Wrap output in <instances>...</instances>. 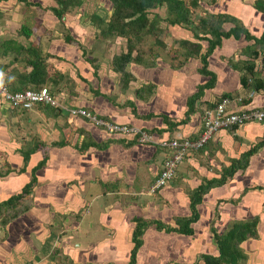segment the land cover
<instances>
[{"label":"crops","instance_id":"obj_1","mask_svg":"<svg viewBox=\"0 0 264 264\" xmlns=\"http://www.w3.org/2000/svg\"><path fill=\"white\" fill-rule=\"evenodd\" d=\"M27 1L39 6L23 0H0V62L5 61L0 80L4 77L13 82L21 73L31 71L26 53L5 54V42L12 41V48L21 44L49 54L48 64L53 69L46 86L60 108L10 109L0 101V203L20 192L32 180L33 169L48 158L36 174L38 184L30 197L31 209L5 228L0 217V264L13 263L14 250L37 263L60 264L48 258L56 246L46 247L49 251L45 253L39 235L50 237L62 229L65 235L61 245L67 252L63 264H126L133 247L135 218L161 219L177 226L178 218L192 215V190L204 180L219 179L232 161L264 142V122L220 131L205 149L186 158L171 185L154 193L149 190L171 151L161 146L162 140H194L203 130L204 113L225 98L237 112L264 109V6L259 7L258 0H205L198 17L210 13L238 20L240 37L223 39L205 68L199 57L174 65L160 53L150 64L131 63L127 70L133 80L123 91L116 83L121 74L110 66L103 68L110 64V58L97 65L94 75L95 60H87L81 47L87 45L92 51L88 54L95 55L97 40L100 51L101 46L114 45L116 40L118 44V39L121 43L125 38H97L100 30L95 28V21L85 19L83 8L75 16L69 13L60 20L48 10L57 7L56 0ZM105 8L109 11L110 7ZM163 24L165 29L168 24ZM23 26L31 31L29 36ZM168 26L174 40L201 44V54L207 53V41L196 40L189 29ZM234 27L233 21L224 24L225 31ZM166 36L164 41L171 46V37ZM67 37L76 42L68 43ZM123 53H127V43L119 55ZM205 70L212 75H206ZM201 90L202 96L194 100V111L189 113L188 100ZM75 109H84L107 123L130 127L137 134L145 132L152 141L143 142L137 134H110L86 118L71 115ZM26 129L32 134L30 140ZM46 136L49 142L44 141ZM33 138L40 144L26 164L25 157L35 145L29 142ZM197 207L200 218L192 224L193 235L167 233L149 225L141 236L136 264H204L201 254L219 253L215 233L222 234L231 220L254 218L259 221L258 237L241 246L248 264H264V144L245 171H239L224 186L211 189ZM88 224L96 236L87 233ZM60 225L66 229H59ZM31 235L37 238L33 240Z\"/></svg>","mask_w":264,"mask_h":264},{"label":"trees","instance_id":"obj_2","mask_svg":"<svg viewBox=\"0 0 264 264\" xmlns=\"http://www.w3.org/2000/svg\"><path fill=\"white\" fill-rule=\"evenodd\" d=\"M23 1H25L27 5L39 6L33 5L27 0ZM211 1L215 2L216 0ZM56 2L57 7H52L48 10L62 20L63 17L75 7L82 6L85 0H56ZM110 2L114 7L112 19L106 23L103 18L96 16V18H98V23H96L97 28L100 30V34L97 38L101 37L102 40H107L118 36L127 39V53L115 56L112 61L113 70L121 74V88L123 91L128 89L130 82L133 80L132 74L127 70L128 66L131 63L141 65L150 64L155 61L159 54L155 49L156 45L169 51L168 54L172 63L175 62L177 65H182L184 62H187L189 58L199 57L205 68L208 64V58L217 47L222 45L223 39H229L233 36L239 38L242 33V27L241 24L238 23V20L231 19L227 15H207L199 18L198 15L201 13L200 11L203 10L201 5L205 0H110ZM257 5L262 7L264 6V2L258 0ZM160 8L166 10L165 17H162L158 13L151 12L152 10ZM229 21H233L235 27L229 31H225L224 24ZM163 22H166L170 26H180L189 29L194 33L196 40L207 41L209 44L207 53L201 54L203 50L201 44L186 40H174L171 44L172 47H169L166 42H163L164 38L162 40L164 31L161 25ZM23 31H25L28 36L31 34L30 30H25V26H23ZM148 35H154L156 37L155 44L152 46L143 43L145 36ZM66 41L68 43L76 42L71 37H67ZM9 42L3 44L6 50L5 54L14 51L17 55L21 56L26 53L24 58L31 67V71L21 73L13 82L5 78L0 81L6 82L13 91L25 90L31 87L37 90L46 86L48 73L51 74L53 69L52 65L48 64V58H50L51 55L47 54L45 56L42 53H38L35 49L19 43L18 49L12 48L13 45L11 44L13 42L11 41V44ZM140 44H146V47H140ZM134 53H136V56L133 55ZM181 58L183 60H181ZM93 68L95 69L94 75H97L99 67L94 65ZM205 73L206 75H212L206 70ZM99 94L100 92L96 91L95 95L98 96ZM197 95L198 96H194L188 100L189 113L194 111V100L202 96V90ZM42 108H45V106ZM150 116L151 115H147L146 117ZM163 118L167 121L166 117L163 116ZM38 144L40 143L37 142L31 147L32 149L30 148V153L25 157L26 164L29 162L30 156L37 150ZM263 144L264 142L243 154L240 159L232 161L230 167L223 169L219 179L204 180L203 184L198 189L192 190L190 192L192 215L190 217L178 218L177 226L164 223L161 219L145 220L143 218H135L134 221L136 222V226L132 234L133 247L130 250L129 260L126 264H136V255L138 249L142 245L141 236L151 224H155L158 229L167 233L176 232L193 235L194 228L192 224L200 218L197 206L202 203L204 195L211 189L224 186L228 180L232 179L239 171H245L249 167L251 157L258 152ZM94 146L96 147L97 145ZM203 149H205V147L196 152H200ZM196 152L186 155L180 166L185 162L187 157ZM47 161L48 158L46 157L33 169L32 180L26 186L22 187L20 192L11 195L9 199L0 203V217H2L4 224L10 223L11 220L31 209L30 197L38 184L36 174L40 169L45 167ZM258 222V218L246 221H235L230 227L228 226L222 234L215 233L213 238L217 245L218 255L201 254L200 259L204 261V264H243L247 259V255L241 245L248 239L258 237Z\"/></svg>","mask_w":264,"mask_h":264},{"label":"built area","instance_id":"obj_3","mask_svg":"<svg viewBox=\"0 0 264 264\" xmlns=\"http://www.w3.org/2000/svg\"><path fill=\"white\" fill-rule=\"evenodd\" d=\"M47 87L41 89H25L13 91L6 82L0 81V101L7 103L10 108H21L31 110L36 106H49L60 108L59 102L50 93ZM242 99H238L240 102ZM230 106V107H229ZM73 116H80L93 122L98 127H103L113 135H136V131L127 126H118L107 123L99 118L92 116L84 109L70 111ZM264 122V109L260 110H240L239 112L231 109L229 99L221 100L212 111H206L203 115V130L199 137L194 140L187 138H177L174 140H162L161 146L171 150L166 158L163 167L155 182L150 187V192L154 193L171 185L175 180L180 164L186 155L196 152L206 147L214 139L215 135L224 130H229L234 126H241L250 123ZM141 140L152 141V136L143 132Z\"/></svg>","mask_w":264,"mask_h":264},{"label":"rangeland","instance_id":"obj_4","mask_svg":"<svg viewBox=\"0 0 264 264\" xmlns=\"http://www.w3.org/2000/svg\"><path fill=\"white\" fill-rule=\"evenodd\" d=\"M110 2V1H109ZM111 3V2H110ZM105 5L106 6H108V7H110L109 8V11L105 8ZM83 8V9H82ZM83 10V13H85L84 15V17H85V19H87V20H92L93 22L95 21L96 23H98V18H96V16H98V17H100V18H103L104 19V21H107V19H112V15H113V13H114V8H113V4L111 3L110 5L108 4L107 5V2H106V0H91V2H90V0L87 2V6L86 5H84V3H83V5L82 6H80V7H75L73 10H71L69 13H71V15H72V17L73 16H75L76 14H78L77 12H78V10ZM111 12V13H110ZM152 13H158L159 15H161L162 17H165L166 16V10L164 9V8H160V9H155V10H152L151 11ZM69 13H67V14H69ZM95 15V16H94ZM209 15H211L210 13H208V16ZM152 16V15H151ZM200 18V17H199ZM109 20V21H110ZM108 21V22H109ZM96 23H94V25H95V28L96 29H98L97 27H96ZM107 23V22H106ZM163 24V23H162ZM163 25H165V24H163ZM163 31H164V34H162V40H163V38H165V40L167 39V36L166 35H169V37H171V39L169 40V43L170 44H172L173 43V41L172 40H174L173 38H172V31H170V28H169V26L167 25V27L164 29L163 28ZM117 37L115 36V38L113 39V40H115ZM155 36L154 35H148V36H145V38H144V41H143V43H146L147 45H149V46H152V45H154L155 44ZM117 41V40H116ZM114 42L113 44L114 45H109V44H106V45H103V46H101V47H104L102 50H100V51H98V44L99 43H101L100 41H96L97 42V44L95 43L94 44V46L93 47H95V50L97 51V52H95V55H92V53H91V55L90 54H88V53H90V52H92L91 51V49H87V45L85 46V45H82V46H84V47H81V49L85 52V56H86V58H87V60H90V61H92L93 62V60H95V63H96V65H100V64H102L103 63V59H108V58H110L109 59V61H110V64H108V63H105V66L103 65V68L105 69V68H108L109 66V68L110 69H112L113 70V64H112V62H111V60H112V57L114 56V55H119L120 53H121V51L123 52L124 50H125V47H126V38L124 39V40H121V43H120V40L118 39V44H117V42ZM113 42V41H112ZM163 42H165V41H163ZM146 44L145 45H143V44H140V47H142V46H145L146 47ZM121 46V48H120V46ZM169 47H172V46H170L169 44H167ZM72 46V45H71ZM73 46H74V48H77V45L76 44H73ZM91 47V45L89 44V46H88V48H90ZM101 47H100V49H101ZM177 47V46H176ZM162 56H164L165 57V59H167L168 61H170V57H169V55L167 54V52H168V50L167 49H165V48H163V47H159L158 45H156V48H155ZM79 51V53H81L80 52V50H78ZM100 52V53H99ZM97 53V54H96ZM94 58H96V59H94ZM5 61H1L0 62V67L3 65V63H4ZM179 63V62H178ZM171 64H172V62H171ZM174 65H175V63H173ZM95 65V64H94ZM2 78H4V77H2ZM120 78V81H117L116 80V83L117 82H119V89H120V87H121V76L119 77ZM115 79V78H114ZM44 87H47L50 91H51V88L49 87V86H44ZM32 88V87H31ZM10 108V107H9ZM11 109V108H10ZM13 109H18V108H13ZM21 109V108H20ZM4 110V109H3ZM26 110H28V109H26ZM10 111V110H9ZM14 112L15 113H19V114H22V112H20V111H16V110H14ZM90 113V112H89ZM91 114V113H90ZM92 116H94L93 114H91ZM23 116V115H22ZM24 116H26V115H24ZM23 116V117H24ZM96 117V116H95ZM26 133H27V135H28V140H30L31 138H32V134L30 133V130H27L26 129ZM111 134V133H110ZM49 136V135H48ZM44 139V141L45 142H49L48 140H49V137H43ZM48 139V140H47ZM29 142H31L32 144H34V143H37L38 142V139H35V138H33L31 141H29ZM87 221V220H86ZM233 222H235L234 220H231V221H229V223H228V226L230 227L232 224H233ZM9 223H7V224H1L2 226H3V228H5V227H7V225H8ZM87 225V222H85V224H84V226H86ZM63 225H60V227H59V229L61 228H65V226H63ZM91 226V224L89 225L88 224V228H86L87 229V233H89V235L90 236H93V235H95L96 236V230H94V228L92 227H90ZM57 226H55V228H56ZM66 229V228H65ZM55 230H57V229H55ZM63 230V229H62ZM62 230H59V231H56V233H52V235L50 236V237H47V236H43L42 234L41 235H39L40 236V238H41V240H43L44 241V251H45V253H46V250H48L49 251V249H47L49 246H51V245H53L54 244V246H56V247H54L53 249H51V251H49L50 253H49V255H48V258L50 259V258H54V259H57L58 260V262L61 264H63L64 263V260H67V256H66V253L64 252V250L62 249V245H61V239L63 240V238H64V231L62 232ZM0 232H3V229H1V231ZM49 233H50V231H49ZM82 234V233H81ZM90 236H84V239L85 240H89L90 239ZM31 238L33 239V240H35V238H37L35 235H31ZM47 247V248H46ZM28 248V247H27ZM26 248V249H27ZM63 248H64V246H63ZM22 251H23V248H22ZM43 251V252H44ZM47 251V252H48ZM12 254L14 255V259H13V263H11V264H49V263H43V262H39V263H37V262H35L34 260H33V258L32 257H30L29 255H27V256H23L22 255V252L21 253H19L18 251H16V250H14L13 252H12ZM42 258V257H41ZM22 261L21 263H19V261ZM68 263H70V262H68ZM249 262H248V260L246 259V261H244V263L243 264H248Z\"/></svg>","mask_w":264,"mask_h":264},{"label":"clouds","instance_id":"obj_5","mask_svg":"<svg viewBox=\"0 0 264 264\" xmlns=\"http://www.w3.org/2000/svg\"><path fill=\"white\" fill-rule=\"evenodd\" d=\"M217 104H218V103H217ZM217 104H216V105H217ZM214 108H215V107H214ZM234 127H235V126H234ZM230 129H231V128H230ZM224 131H225V130H224Z\"/></svg>","mask_w":264,"mask_h":264}]
</instances>
